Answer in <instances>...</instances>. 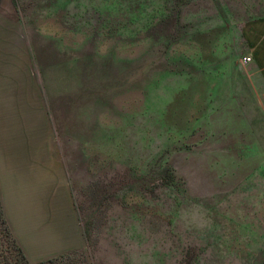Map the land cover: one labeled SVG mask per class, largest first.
Here are the masks:
<instances>
[{"label": "rangeland", "instance_id": "374dc122", "mask_svg": "<svg viewBox=\"0 0 264 264\" xmlns=\"http://www.w3.org/2000/svg\"><path fill=\"white\" fill-rule=\"evenodd\" d=\"M12 4L69 173L80 259L264 264V130L235 127L225 102L241 24L212 0Z\"/></svg>", "mask_w": 264, "mask_h": 264}, {"label": "crops", "instance_id": "0c3cea01", "mask_svg": "<svg viewBox=\"0 0 264 264\" xmlns=\"http://www.w3.org/2000/svg\"><path fill=\"white\" fill-rule=\"evenodd\" d=\"M212 2L223 22L241 24L240 72L225 99L236 105L235 127L264 130V0ZM244 56L251 61L242 63ZM54 143L51 113L16 8L12 0H0V194L32 263L86 246L69 173Z\"/></svg>", "mask_w": 264, "mask_h": 264}, {"label": "trees", "instance_id": "16d2710c", "mask_svg": "<svg viewBox=\"0 0 264 264\" xmlns=\"http://www.w3.org/2000/svg\"><path fill=\"white\" fill-rule=\"evenodd\" d=\"M146 177L148 176L146 175L144 179H147ZM79 252L80 251L70 252L37 263H32L11 230L5 216L0 194V264H90L88 257L86 259H80L78 256Z\"/></svg>", "mask_w": 264, "mask_h": 264}, {"label": "built area", "instance_id": "2783aa9c", "mask_svg": "<svg viewBox=\"0 0 264 264\" xmlns=\"http://www.w3.org/2000/svg\"><path fill=\"white\" fill-rule=\"evenodd\" d=\"M251 57H249V56H244L243 58H242V63H244V64H246V63H248L249 61H251Z\"/></svg>", "mask_w": 264, "mask_h": 264}]
</instances>
